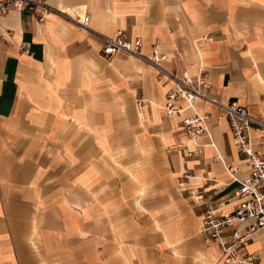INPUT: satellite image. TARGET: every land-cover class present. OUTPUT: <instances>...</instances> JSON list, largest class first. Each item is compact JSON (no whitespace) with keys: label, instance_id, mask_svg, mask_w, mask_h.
<instances>
[{"label":"crops","instance_id":"crops-1","mask_svg":"<svg viewBox=\"0 0 264 264\" xmlns=\"http://www.w3.org/2000/svg\"><path fill=\"white\" fill-rule=\"evenodd\" d=\"M35 1L0 21V264H233L205 242L202 204L235 207L244 158L219 107L198 102L220 158L165 94L202 75L210 100L264 122V0ZM119 32L141 56L102 54Z\"/></svg>","mask_w":264,"mask_h":264},{"label":"built area","instance_id":"built-area-1","mask_svg":"<svg viewBox=\"0 0 264 264\" xmlns=\"http://www.w3.org/2000/svg\"><path fill=\"white\" fill-rule=\"evenodd\" d=\"M38 6L39 3L35 0H0V21L12 9H28L33 14H41ZM77 21L82 27H86L89 22L88 14H83L82 18L77 16ZM142 45L140 38H131L126 33L119 32L114 38L104 39L102 54L108 59L118 55L137 57L141 56ZM164 59L165 56L155 46L149 61L159 66L158 63ZM174 80L173 87L165 94L164 109L168 117L180 118V129L189 141L197 142L207 137L209 145L217 152L210 137L208 117L198 110L199 101L211 102L228 118L236 150L244 158L248 171L238 177L236 170L228 167L227 171L237 185V203L231 211L223 210L222 203H203L202 233L205 242L216 245L226 262L252 264L253 258L245 250L251 240L250 236L256 232L264 234V143L252 141L249 130L252 126L264 130V122L248 116L246 110L234 101L221 104L210 100L206 96L209 86L202 75ZM144 105L142 100L136 102L137 108Z\"/></svg>","mask_w":264,"mask_h":264},{"label":"rangeland","instance_id":"rangeland-1","mask_svg":"<svg viewBox=\"0 0 264 264\" xmlns=\"http://www.w3.org/2000/svg\"><path fill=\"white\" fill-rule=\"evenodd\" d=\"M77 16H79V15H77ZM124 33H126V32H124ZM127 34V33H126ZM128 35V34H127Z\"/></svg>","mask_w":264,"mask_h":264},{"label":"bare ground","instance_id":"bare-ground-1","mask_svg":"<svg viewBox=\"0 0 264 264\" xmlns=\"http://www.w3.org/2000/svg\"><path fill=\"white\" fill-rule=\"evenodd\" d=\"M82 17H83V16H82ZM82 17H81V18H82Z\"/></svg>","mask_w":264,"mask_h":264}]
</instances>
